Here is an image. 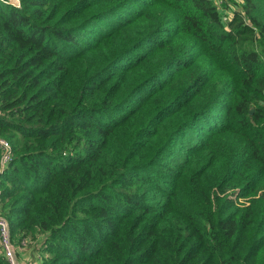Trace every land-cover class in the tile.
Masks as SVG:
<instances>
[{
	"label": "trees",
	"instance_id": "1",
	"mask_svg": "<svg viewBox=\"0 0 264 264\" xmlns=\"http://www.w3.org/2000/svg\"><path fill=\"white\" fill-rule=\"evenodd\" d=\"M0 139L37 264H264V0H0Z\"/></svg>",
	"mask_w": 264,
	"mask_h": 264
},
{
	"label": "built area",
	"instance_id": "2",
	"mask_svg": "<svg viewBox=\"0 0 264 264\" xmlns=\"http://www.w3.org/2000/svg\"><path fill=\"white\" fill-rule=\"evenodd\" d=\"M0 147L3 152L1 155L0 165L4 166L9 161V143L5 139H0ZM25 241L24 239L18 242L13 241L10 235V228L8 221L0 216V251L6 257L9 264H19L17 258V250L20 242Z\"/></svg>",
	"mask_w": 264,
	"mask_h": 264
},
{
	"label": "rangeland",
	"instance_id": "3",
	"mask_svg": "<svg viewBox=\"0 0 264 264\" xmlns=\"http://www.w3.org/2000/svg\"><path fill=\"white\" fill-rule=\"evenodd\" d=\"M4 1H7L13 5L18 4V0H4ZM223 1L224 0H213L215 5L217 6V8L220 9V11L223 13V18L225 19L227 17H230L232 8L237 7L240 4L241 0H228L227 1L228 6L226 8L223 5V3H224ZM74 20H76V19H74ZM35 242L36 241H34L33 239H31L29 241L25 240V241L20 242V244L18 245V251H20L19 255H20V253H22V251H26V252L28 251L29 252L31 249H33V244ZM20 257H22V256H20ZM21 259L22 258H20V260ZM27 259H29V258H27ZM26 263H28V260H26ZM30 263H31V261H30Z\"/></svg>",
	"mask_w": 264,
	"mask_h": 264
},
{
	"label": "crops",
	"instance_id": "4",
	"mask_svg": "<svg viewBox=\"0 0 264 264\" xmlns=\"http://www.w3.org/2000/svg\"><path fill=\"white\" fill-rule=\"evenodd\" d=\"M19 252L20 251L17 250V258H18L19 264H37V262H36L37 261V258H36L37 257V250L31 249L29 252L28 251L27 252L22 251V253H20V255H19ZM20 256H22V257H20ZM20 258H22V259L20 260ZM27 258H29V259H27ZM26 260H28V263H26ZM29 260L31 261V263Z\"/></svg>",
	"mask_w": 264,
	"mask_h": 264
},
{
	"label": "water",
	"instance_id": "5",
	"mask_svg": "<svg viewBox=\"0 0 264 264\" xmlns=\"http://www.w3.org/2000/svg\"><path fill=\"white\" fill-rule=\"evenodd\" d=\"M250 111H252V109H250Z\"/></svg>",
	"mask_w": 264,
	"mask_h": 264
}]
</instances>
